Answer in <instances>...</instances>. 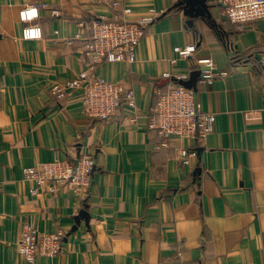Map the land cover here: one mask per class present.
I'll use <instances>...</instances> for the list:
<instances>
[{"label": "crops", "instance_id": "obj_1", "mask_svg": "<svg viewBox=\"0 0 264 264\" xmlns=\"http://www.w3.org/2000/svg\"><path fill=\"white\" fill-rule=\"evenodd\" d=\"M122 2L131 20L161 14L133 61L88 70L134 93V107L121 103L99 120L86 115L81 90L59 100L49 90L88 68L75 38L81 22L112 9L101 0H0V264H264V18L239 29L211 0ZM25 5L38 7L41 39L22 38ZM188 43L226 75L205 83L193 58L172 63L174 47ZM170 83L194 89L212 114L213 132L189 165L178 159L189 140L155 148L147 126ZM82 152L96 163L82 200L65 188L32 193L24 167ZM23 223L64 229L61 251L27 262L16 249Z\"/></svg>", "mask_w": 264, "mask_h": 264}, {"label": "built area", "instance_id": "obj_2", "mask_svg": "<svg viewBox=\"0 0 264 264\" xmlns=\"http://www.w3.org/2000/svg\"><path fill=\"white\" fill-rule=\"evenodd\" d=\"M112 9L110 17L98 15L93 17L85 32L77 34L76 39L84 40V55L91 61L86 70H82L64 83L53 85L49 92L56 99H63L73 90H81V104L90 118L107 120L121 103L134 107L135 99L132 88H126L120 83L106 81L91 75L92 70L101 61H128L134 59L135 48L144 34L145 27L160 14L154 8L149 14L136 20L126 17L129 8L124 7L122 0H101ZM221 6L227 21L241 29L264 18V0H211ZM54 15L57 14L53 10ZM19 18L25 24L22 28V38L36 40L42 38V28L36 22L38 18L37 5H25L19 11ZM176 58H193L200 70V81L211 83L216 77L226 75L219 71L210 56H197L196 43L176 46L173 49ZM163 73V77H169ZM178 75L177 79H183ZM158 98L147 114V126L155 131L159 141L155 148L168 147L172 138L187 139L192 145L179 151V163L189 165L197 156V146L213 132L212 114L200 109L196 104L194 89L179 83H170L165 89L157 91ZM94 156L82 152L74 159L55 158L41 161L35 166L23 168L25 179L35 183L32 193L38 189L54 192L58 188L71 190L82 200L89 192L93 171ZM66 236L64 229L54 232H39L29 223H23L16 249L27 262L33 263L37 256L55 257L62 249Z\"/></svg>", "mask_w": 264, "mask_h": 264}]
</instances>
